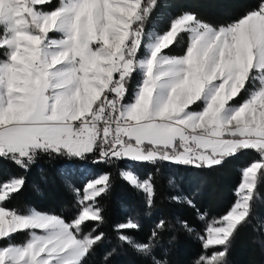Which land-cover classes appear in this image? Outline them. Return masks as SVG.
<instances>
[{"label":"snow or ice","instance_id":"6c2138e0","mask_svg":"<svg viewBox=\"0 0 264 264\" xmlns=\"http://www.w3.org/2000/svg\"><path fill=\"white\" fill-rule=\"evenodd\" d=\"M155 6L156 0H60L58 6L0 0V160L22 170L40 154L211 169L254 151L258 159L242 170L234 203L199 236L205 251L195 264H226L264 180V0L220 26L182 13L145 44L144 24ZM176 47L181 54L170 55ZM136 73L141 80L129 100ZM121 176L151 207V177L141 181L127 169ZM109 183L108 174L88 181L82 199L74 189L82 208L68 221L9 208L25 178L0 180V264H85L105 238L96 227L86 229L104 222L97 198ZM164 227L161 220L157 228ZM183 227L194 231L187 222ZM137 228L131 218L116 225L118 239L149 256L157 232L137 242L126 234ZM18 235L27 238L16 243Z\"/></svg>","mask_w":264,"mask_h":264},{"label":"trees","instance_id":"16d2710c","mask_svg":"<svg viewBox=\"0 0 264 264\" xmlns=\"http://www.w3.org/2000/svg\"><path fill=\"white\" fill-rule=\"evenodd\" d=\"M258 3L259 0H156V6L145 21L144 29L149 31L155 28L157 33H164L173 19L186 12L197 15L213 26L226 25L254 10ZM45 10L49 9L45 7ZM157 16L160 17L159 22L154 24ZM181 51L180 47H176L169 54L179 55ZM139 83V75L136 73L129 83V100ZM94 159L91 155L81 161L67 156L40 154L27 170L20 169L9 160H0V180L18 176L25 178L23 189L7 206L22 213L35 209L71 221L82 208L77 203L74 188L80 190V197L88 180L101 173H108L109 188L97 198L104 222H90L86 229L96 227L98 232L105 234V238L85 258V264H155V261L161 264H195L205 251L197 233L203 234L206 223L222 217L234 203V193L242 180V170L254 159H258V156L254 151H243L211 169H197L169 162L151 164L124 161L104 164L93 163ZM127 163L135 164L136 170L142 175L147 171L151 173L155 192L151 207L147 204L146 194L122 178L121 170ZM168 168L178 172L180 186L185 189L183 192L194 207L186 201L173 199L176 195L166 176ZM58 169L68 174L78 172L70 177L72 188L65 185L57 175ZM90 170H94L92 176ZM198 214H204L205 219L200 220ZM130 218L138 224V228L126 234L137 242H145L154 230L157 232L151 255L145 256L118 239L120 232L116 230V225ZM161 220L165 222V227L157 228ZM184 222L194 231H187L181 225ZM263 223L264 180H261L251 202L247 222L238 227L231 239L226 264H264Z\"/></svg>","mask_w":264,"mask_h":264},{"label":"rangeland","instance_id":"374dc122","mask_svg":"<svg viewBox=\"0 0 264 264\" xmlns=\"http://www.w3.org/2000/svg\"><path fill=\"white\" fill-rule=\"evenodd\" d=\"M59 2H60V0H52V3L54 4V5H57L58 6V4H59ZM45 10V9H44ZM45 11H47V10H45ZM186 13H189V12H186ZM150 17V16H149ZM157 18L158 19H156V20H154L153 22H154V24H157L158 22H159V19H160V17H158L157 16ZM174 20V19H173ZM145 30V44L148 42V37L150 36V35H152V34H163V33H157L158 31H155L156 29L155 28H153V29H151L150 28V30L148 31H146V29H144ZM50 35H54L55 36V38H58L59 37V34H52V33H50ZM146 50V49H145ZM2 52V51H1ZM0 55H2V54H0ZM4 57H3V55L2 56H0V60H2ZM142 58V57H141ZM138 75H139V80H141V75L138 73ZM131 82V81H130ZM89 169V168H88ZM124 169H127V170H131V171H133V173L134 174H136L137 175V177H138V179H140L141 181H143L144 179H147L149 176L152 178V175H151V173L150 172H145V173H143V175H145L144 177H143V175H142V173H140L139 171H137L136 170V165L135 164H133V163H127V165H125L124 166V168H122V170H124ZM121 170V171H122ZM92 171V172H91ZM57 172V175L61 178V180L65 183V185H67L68 187H70V188H72L73 186H72V182H71V179H70V177L72 178V175H76L78 172H74V173H71V174H68L66 171H64V170H57L56 171ZM90 176H92L93 174H94V170H90ZM88 173V174H89ZM103 174H108V173H101V174H99V175H97V176H95L94 178H92V179H90V180H94V179H96V178H98V176H100V175H103ZM109 175V174H108ZM69 176V177H68ZM166 176H167V179H168V181H169V185L171 186V188L174 190V193H175V195L176 196H179V197H181V200L182 201H186V200H189L188 199V196L185 194V192H183L185 189L184 188H182L181 186H180V183H179V180H181L179 177H177L178 176V172L176 171V170H174V169H172V168H168L167 169V174H166ZM90 180H88V181H90ZM87 181V182H88ZM86 182V183H87ZM86 185V184H85ZM74 189H76V188H74ZM84 189V188H83ZM73 190V189H72ZM74 191V190H73ZM76 193V192H75ZM80 193V192H79ZM77 194V193H76ZM175 196V197H176ZM80 199H82L83 198V191H82V195L79 197ZM32 210H35V209H32ZM36 211H38V210H36ZM39 212H41V211H39ZM42 213H45V212H42ZM50 214V213H49ZM215 220V219H214ZM213 221V220H212ZM134 222V221H133ZM211 222V221H210ZM126 223V222H125ZM122 224V223H121ZM184 224V223H183ZM183 224H181L182 226H183ZM263 229H264V223H263ZM121 234V233H120ZM200 235H203L202 233H200V232H198L197 233V236H198V238H199V236ZM27 237L25 236V235H21V236H17L16 237V243H20V242H22V241H24L25 239H26Z\"/></svg>","mask_w":264,"mask_h":264},{"label":"bare ground","instance_id":"6f19581e","mask_svg":"<svg viewBox=\"0 0 264 264\" xmlns=\"http://www.w3.org/2000/svg\"><path fill=\"white\" fill-rule=\"evenodd\" d=\"M130 83V82H129Z\"/></svg>","mask_w":264,"mask_h":264}]
</instances>
